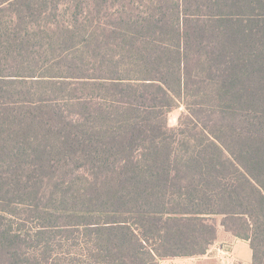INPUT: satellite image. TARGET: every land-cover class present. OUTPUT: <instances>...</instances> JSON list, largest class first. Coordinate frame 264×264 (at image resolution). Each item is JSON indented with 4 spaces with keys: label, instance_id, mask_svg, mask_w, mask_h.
<instances>
[{
    "label": "trees",
    "instance_id": "1",
    "mask_svg": "<svg viewBox=\"0 0 264 264\" xmlns=\"http://www.w3.org/2000/svg\"><path fill=\"white\" fill-rule=\"evenodd\" d=\"M214 217L264 264V0H0V264L202 255Z\"/></svg>",
    "mask_w": 264,
    "mask_h": 264
},
{
    "label": "rangeland",
    "instance_id": "2",
    "mask_svg": "<svg viewBox=\"0 0 264 264\" xmlns=\"http://www.w3.org/2000/svg\"><path fill=\"white\" fill-rule=\"evenodd\" d=\"M186 110L184 107L176 106L167 114V126L173 129L178 124V119L181 115H185ZM69 171V170H68ZM79 180L76 179L77 187L88 185L87 181L83 180L88 178L83 174ZM49 187V186H48ZM49 188L46 190L48 191ZM27 210V206L18 207L20 214ZM217 223V235L215 241L208 247L206 252L202 255L195 256H181V257H166L158 261V264H251V250L249 242L232 235L226 228L220 225V217H214ZM34 223L25 226L27 229L35 227Z\"/></svg>",
    "mask_w": 264,
    "mask_h": 264
}]
</instances>
